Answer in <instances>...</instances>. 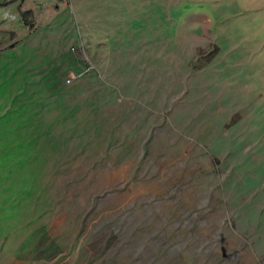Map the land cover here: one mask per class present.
Returning a JSON list of instances; mask_svg holds the SVG:
<instances>
[{
    "label": "rangeland",
    "instance_id": "374dc122",
    "mask_svg": "<svg viewBox=\"0 0 264 264\" xmlns=\"http://www.w3.org/2000/svg\"><path fill=\"white\" fill-rule=\"evenodd\" d=\"M0 264H264V0H0Z\"/></svg>",
    "mask_w": 264,
    "mask_h": 264
}]
</instances>
